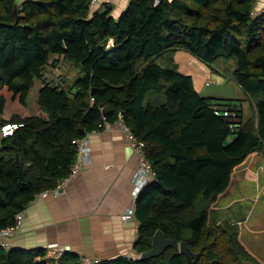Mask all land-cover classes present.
<instances>
[{
    "label": "trees",
    "instance_id": "16d2710c",
    "mask_svg": "<svg viewBox=\"0 0 264 264\" xmlns=\"http://www.w3.org/2000/svg\"><path fill=\"white\" fill-rule=\"evenodd\" d=\"M257 2L130 0L116 18L111 6L93 10L92 0H0V229L69 176L79 139L123 121L154 174L135 199L138 256L92 264H192L173 247L140 259L159 229L199 253L195 264H262L241 240V213L223 208L233 214L222 216L215 207L236 166L264 154V10ZM177 49L211 65L234 58L232 78L246 98L202 95L192 75L179 71ZM53 53L78 68L66 86L46 77L57 65ZM36 80L41 112L29 115ZM15 123L23 126L5 135L3 126ZM0 264L84 263L72 251L49 258L46 247L0 244Z\"/></svg>",
    "mask_w": 264,
    "mask_h": 264
},
{
    "label": "crops",
    "instance_id": "0c3cea01",
    "mask_svg": "<svg viewBox=\"0 0 264 264\" xmlns=\"http://www.w3.org/2000/svg\"><path fill=\"white\" fill-rule=\"evenodd\" d=\"M129 2L98 0L93 10L111 6L112 15L117 18L126 10ZM257 8L264 10V0H258ZM54 60H58L57 65L46 74L51 83H63L64 79L68 82L67 78L71 80L77 74L78 68L70 69L62 56L50 54L51 65ZM241 97L246 98V93ZM34 100L37 103L38 95ZM36 106L37 112L29 115L41 112L38 104ZM87 137L91 162L83 166L79 175L60 194L49 193L45 197H37L29 205L15 235L10 238V247L39 249L58 242L70 245L72 252L81 257L98 261L138 256L134 244L139 235V221L137 218L126 221L123 216L126 209L136 204L132 189L139 158L129 152L118 124L106 125L103 130L91 132ZM233 181L244 186L248 182L264 194V154L253 152L237 165L229 188L220 198L232 192ZM237 202L242 201L230 197L221 208H234ZM251 209L256 210V206H251ZM240 213L243 216L240 221L241 240L264 264V219L258 217L248 225L246 233L243 228L247 218L245 212Z\"/></svg>",
    "mask_w": 264,
    "mask_h": 264
},
{
    "label": "rangeland",
    "instance_id": "374dc122",
    "mask_svg": "<svg viewBox=\"0 0 264 264\" xmlns=\"http://www.w3.org/2000/svg\"><path fill=\"white\" fill-rule=\"evenodd\" d=\"M16 1L18 3H21L23 0H16ZM173 56L178 64L179 71L192 75L194 84L196 88L201 92L202 95L208 96L207 94H211V96L214 98L220 97V98H227V99L232 98L233 99V98H242L241 97L242 94L245 93V91L232 78V73L236 68V62L234 58H220L216 63L211 65L201 60L198 56H196L195 54L185 49H177L174 52ZM158 62L160 64H164L165 60L164 58H159ZM61 78H64V77H61ZM67 79H69L68 82H71L73 77L71 80L70 78H67ZM68 82L63 81L62 84L66 86ZM40 86H41L40 81L36 80L34 83V86L31 88L30 95L28 97L29 104L25 107V110H24L27 113L37 112L36 105L38 104V102L35 103L36 100H34V98L37 97ZM14 107L18 108L20 106L15 105ZM13 110L14 108H12L10 111H13ZM8 113L10 112L7 111V114ZM10 125H13V124H10ZM131 155H136V154L133 153ZM242 184L236 181H233L232 182V186H233L232 192L230 191L229 194H224L221 198L219 197V199L217 200L215 204L216 205L215 207L216 208H218L217 206L222 207L223 205H225L226 201H228V198L230 197L237 198L238 201H242V202H237V204L235 205L233 209L236 210L237 212H245V216L247 219H246V223L244 224L243 230L247 233L248 225H250L252 222H255L258 217H261L264 219V194H262V191L255 189L254 186L251 187V185L248 182L244 183L246 184V186ZM252 184L255 185L254 182H252ZM240 188L241 190L239 191ZM253 198L255 200H253L252 202ZM251 206L252 207L256 206V210L251 209ZM220 210H225V209L220 208L219 211ZM226 213L233 214V210L220 211V215L222 216H225ZM247 221L250 223H248ZM240 230H241V236H242V225H240ZM9 240L11 241V239Z\"/></svg>",
    "mask_w": 264,
    "mask_h": 264
},
{
    "label": "built area",
    "instance_id": "2783aa9c",
    "mask_svg": "<svg viewBox=\"0 0 264 264\" xmlns=\"http://www.w3.org/2000/svg\"><path fill=\"white\" fill-rule=\"evenodd\" d=\"M158 1L159 0H156V2ZM92 2L93 5L95 6L97 5L98 0H92ZM116 124L120 126V128L124 133L126 145L128 146L129 152L131 154L133 153L136 154L139 158V166L137 167L133 175L132 195L136 199L138 195L141 193L142 189L148 184L149 181H151L154 178V174L151 170V163L149 162L143 150V143L138 142V140L132 133L131 128L126 123H124L123 121H119ZM20 126H23V123H19V124L17 123L13 125L7 124L3 126V132L5 135H9L12 133V131L15 128ZM77 143H78V151H79L78 159L76 163L72 166L71 173L69 174V176H66L65 178L61 179L56 187L40 192L37 197H45L49 194V192L55 195L60 194L79 175L83 166H85L88 162H91V149L89 146L88 137L79 139ZM26 210L27 209L16 215L17 223L15 225L0 229L1 245L8 248L10 247L9 239L13 237L14 234L16 233L19 225L23 221ZM135 210H136V205L134 207H129L128 209H126L123 216L124 219L127 221L136 218ZM71 251L72 249L70 245H65L58 242H52L46 246V255L49 258H53V257L59 258L64 256L67 252H71ZM81 260L84 264H92L96 262L95 259L88 257H81Z\"/></svg>",
    "mask_w": 264,
    "mask_h": 264
},
{
    "label": "water",
    "instance_id": "95a60500",
    "mask_svg": "<svg viewBox=\"0 0 264 264\" xmlns=\"http://www.w3.org/2000/svg\"><path fill=\"white\" fill-rule=\"evenodd\" d=\"M105 113V112H104ZM122 115L125 113L122 112ZM173 247L186 255L192 264L199 258V253L194 252L186 243L178 242L175 239L168 238L162 230H157L153 236L152 247L140 255V259H149L161 255L167 248Z\"/></svg>",
    "mask_w": 264,
    "mask_h": 264
}]
</instances>
